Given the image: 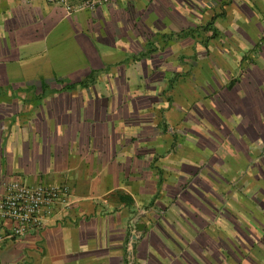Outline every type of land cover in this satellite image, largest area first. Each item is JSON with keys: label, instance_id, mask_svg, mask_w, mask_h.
I'll use <instances>...</instances> for the list:
<instances>
[{"label": "crops", "instance_id": "crops-1", "mask_svg": "<svg viewBox=\"0 0 264 264\" xmlns=\"http://www.w3.org/2000/svg\"><path fill=\"white\" fill-rule=\"evenodd\" d=\"M191 15L225 35L214 59L238 58L235 71L247 61L228 96L194 113L172 90L206 62L187 36ZM263 41L264 0H110L85 12L0 0V195L7 182L71 194L3 242L0 264H221L235 239L220 231L264 226ZM241 156L243 194L220 176L221 160Z\"/></svg>", "mask_w": 264, "mask_h": 264}, {"label": "rangeland", "instance_id": "rangeland-1", "mask_svg": "<svg viewBox=\"0 0 264 264\" xmlns=\"http://www.w3.org/2000/svg\"><path fill=\"white\" fill-rule=\"evenodd\" d=\"M65 1H66V3H64L65 6H68L70 8H76L75 12L90 11L89 9L84 8L83 3H82L83 0H65ZM46 2L51 4L47 0H46ZM99 6H101V5H97L95 7V9H97ZM219 21L222 22L225 20L220 19ZM156 23H157L156 26H159L162 24V20H159V22H156ZM187 23H188V27L186 29L188 31L187 36H188L189 40L191 41L193 48L194 49L197 48L196 53L199 55V57L203 56L202 58L205 59L206 62L198 68H197V66L196 67H193V66L188 67V71L185 74L182 73L184 76H187L188 80L186 82H184V79H183L181 84H179L176 81L174 83V87L172 88V90L176 91V93L181 92L183 90H186L188 92V95H186L187 99L185 101L183 100L182 103H183V106H185V105L188 106L189 110L192 111V112L190 111L191 113H194L195 107H197V106H198V108L203 107L202 102L204 100H205V103L207 102V104H208V102H209L208 100L212 101V100L218 99V100L222 101L223 100L222 98L224 96L225 97L228 96V93L230 91H232L236 87L238 82L242 79L240 76H241V73L245 71V68H246L245 63H247V61L246 60H245V62L240 61V66H239L240 68L235 71L232 69L234 68L233 65L237 64L238 58L237 59L232 58V60H230V59L229 60H226V59L222 60L220 57H217L216 59H214L217 55L213 56V53L218 54L216 49L221 45V43H220L221 40L218 43L214 40V42H216L214 44L212 39L216 38L217 36H219V38L222 36L221 39L223 40L225 35L219 34L221 32V30L218 29L217 24L215 22L213 23V20L209 19V17L204 19V18H201L199 16L191 15V17H189L187 19ZM218 25H220V24L218 23ZM220 29H222V28H220ZM175 39H176V37H174V40ZM210 40H212V42H210V45L214 44L213 47L215 46V49L213 47H210V49L212 50L211 52H210V50L207 49L208 41H210ZM169 41H170V43L174 42L173 40L172 41L169 40ZM261 43L262 42H260V44ZM218 44H220V45L218 46ZM221 53H222V57L225 58V56L230 52H228V50L227 51L225 50L224 52L221 51ZM201 54H203V55H201ZM231 71L233 72V74L231 73ZM202 72H203V75H202ZM230 73L232 74L231 77H230ZM177 74H179V73H177ZM213 78H214V80L216 79L215 80L216 84L215 83L213 84V82H212ZM217 78L219 79L218 83H217V80H218ZM162 82H164V81H162ZM162 82L160 80H159V82L157 81V86H159V87H157V91L162 90V88H161ZM177 84H179V85H177ZM216 95H218V96H216ZM173 97H175V96L173 95ZM173 97H170L171 101H173V99H174ZM213 97L214 98L216 97V98L214 99ZM176 101H178V103H179L180 100L176 99ZM222 106H224L223 103L219 102L216 104L215 108H222ZM190 112H189L190 117H188V119L194 118V116ZM220 115L222 116V113ZM220 121H221V119H220ZM192 130H193V128H192ZM192 130H191V132H193ZM228 132H229V134H231L232 131H228ZM239 132L242 133V131H239ZM222 137H224V135H222ZM225 138H228V137L226 136ZM182 142H183V140H182ZM256 148H257L256 151H259L260 148H258V147H256ZM244 159L245 158L243 156L239 157V159L236 160L237 162L234 164V167L229 166L228 164L224 163L221 160V167H220L221 174H220V176H222L221 184L223 182V185H221V187L223 189L224 188L227 189L228 185H229L230 188L232 187V188H235V190H240V193L243 194L242 189H243L244 183H245V186L247 185V180L243 179V175L245 173V171H244L245 170ZM237 175H238V177H237ZM231 177H236V179L234 180ZM257 181H258V179H257ZM225 193H226V195L223 194V199H225L226 203L230 202V203H234L236 205H242L241 204L242 201L238 196L234 200L232 198L233 194L229 193V191H225ZM244 196H245V198H247V195L244 194ZM237 214H240L241 215L240 218H241V220H243L244 217H243L241 210L237 211ZM241 220H239L240 223L248 222L247 220H245L243 222ZM253 220L256 221L254 218H253ZM163 221L164 220H159V222L157 223L158 224L157 228L161 227V228H159L160 230L159 229L158 230L162 233L165 232L166 234H168L167 233L168 229L163 226ZM245 228L248 230H252L251 233L254 236L260 235L261 232H262V234H264V226H262V227H260V226L251 227V226L246 225ZM245 228H241L238 226H231L232 231L226 230V231H220V233H221V235L229 234V235H225L228 238V240L229 239L231 240L234 236L236 244H238L241 248H245L244 246L248 247L250 245V243H248V239L243 237L244 236L243 230ZM185 233L188 234V237H186V235L183 232L180 233L184 237V239L182 241L183 244L185 241H187V239L189 240L192 237L191 233L190 234H189V232H185ZM239 241H242V242H239ZM176 242H177V240H176ZM168 243L170 246L176 245V244H174V242L168 241ZM230 243L233 246L235 244L233 242H230ZM193 248H192V250H193ZM179 249H180L179 245H177L176 249H172V250L177 251ZM184 250H185V248H184ZM222 257H223V255L221 256V258ZM155 261L157 264L158 263L160 264V260L156 259ZM221 261L226 262L224 258L221 259ZM225 264H228V263H225Z\"/></svg>", "mask_w": 264, "mask_h": 264}, {"label": "built area", "instance_id": "built-area-1", "mask_svg": "<svg viewBox=\"0 0 264 264\" xmlns=\"http://www.w3.org/2000/svg\"><path fill=\"white\" fill-rule=\"evenodd\" d=\"M51 4L62 5L67 11L76 8L65 6V0H47ZM110 0H83L86 9L93 10L97 5H104ZM0 195V223L9 227H0V245L5 241L15 240L27 232L40 228V215L50 213L56 204L69 205L71 194L66 185L46 186L38 184L27 186L19 182H7Z\"/></svg>", "mask_w": 264, "mask_h": 264}, {"label": "trees", "instance_id": "trees-1", "mask_svg": "<svg viewBox=\"0 0 264 264\" xmlns=\"http://www.w3.org/2000/svg\"><path fill=\"white\" fill-rule=\"evenodd\" d=\"M226 229L232 231L229 225H227ZM254 237L252 238V243L248 247L244 246L245 248H241L236 244V241L234 246L231 243L227 246L222 244V249L226 247L225 253H222L226 262L221 261V264H264V243Z\"/></svg>", "mask_w": 264, "mask_h": 264}]
</instances>
